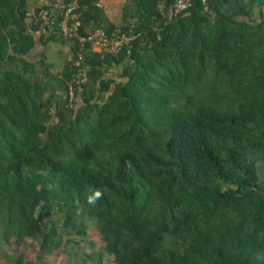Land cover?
I'll list each match as a JSON object with an SVG mask.
<instances>
[{
	"label": "trees",
	"instance_id": "1",
	"mask_svg": "<svg viewBox=\"0 0 264 264\" xmlns=\"http://www.w3.org/2000/svg\"><path fill=\"white\" fill-rule=\"evenodd\" d=\"M73 1L81 35L134 38L110 54L44 37ZM99 1L0 0L3 264L90 224L94 264H264V0H189L172 20L175 0H119L118 26ZM49 43L69 49L58 74Z\"/></svg>",
	"mask_w": 264,
	"mask_h": 264
},
{
	"label": "rangeland",
	"instance_id": "2",
	"mask_svg": "<svg viewBox=\"0 0 264 264\" xmlns=\"http://www.w3.org/2000/svg\"><path fill=\"white\" fill-rule=\"evenodd\" d=\"M116 0H113L111 3V8L106 7L105 14L108 15V18L117 26L121 24V8L120 2L118 4L114 3ZM29 13L33 11L35 5L29 3ZM41 48L37 49L36 54ZM68 47L66 44H57L49 43L46 48V56L49 63L53 64L52 72L58 74L60 73L63 63L65 60L69 59ZM259 174L261 180L264 178V166L259 168ZM90 236L85 239L77 238L76 244H69L65 247V252L54 250L49 253L40 252L36 244L33 247H29L28 251L26 250L25 255L33 264H94L93 254L98 251L101 247V243L97 238V234L93 225L90 224ZM88 242H93L94 247H89ZM67 252L72 254L71 257H68ZM2 254L11 255L9 248H5L3 245H0V264L5 262ZM104 264H112L110 258L107 256L103 258Z\"/></svg>",
	"mask_w": 264,
	"mask_h": 264
},
{
	"label": "built area",
	"instance_id": "3",
	"mask_svg": "<svg viewBox=\"0 0 264 264\" xmlns=\"http://www.w3.org/2000/svg\"><path fill=\"white\" fill-rule=\"evenodd\" d=\"M205 4L208 0H201ZM99 6H101L99 4ZM190 6L189 0H175V2L168 8L165 16L167 20H172L177 16L184 14ZM77 5L73 1L66 7L62 14L60 21L56 22L53 17H45V23L41 27L40 33L47 37L55 31V25H58L59 31L67 38H75L80 42H90L95 51L100 53H118L124 45L129 44L134 35L131 33H112L108 35L101 29L93 31H86L84 35L79 33L80 21L79 16L75 13ZM80 58V57H79ZM79 61L75 64L78 65Z\"/></svg>",
	"mask_w": 264,
	"mask_h": 264
},
{
	"label": "crops",
	"instance_id": "4",
	"mask_svg": "<svg viewBox=\"0 0 264 264\" xmlns=\"http://www.w3.org/2000/svg\"><path fill=\"white\" fill-rule=\"evenodd\" d=\"M120 1L119 0H116V2L114 1V3L118 4ZM111 3H113V0H100L99 1V4L102 6L104 12H106V7L107 8H111ZM107 15V14H106ZM108 16V15H107Z\"/></svg>",
	"mask_w": 264,
	"mask_h": 264
}]
</instances>
